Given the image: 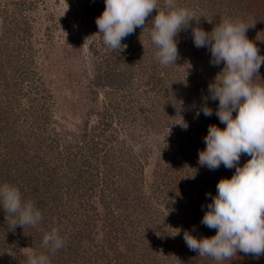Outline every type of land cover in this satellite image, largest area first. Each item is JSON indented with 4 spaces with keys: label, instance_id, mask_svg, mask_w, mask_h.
I'll use <instances>...</instances> for the list:
<instances>
[{
    "label": "rangeland",
    "instance_id": "374dc122",
    "mask_svg": "<svg viewBox=\"0 0 264 264\" xmlns=\"http://www.w3.org/2000/svg\"><path fill=\"white\" fill-rule=\"evenodd\" d=\"M177 3L200 17L198 25L191 22L193 27L210 31L214 23L209 20H219V16H213L212 1L177 0ZM160 4L163 5V0ZM104 8V0H0V10L6 11L0 16L10 24L2 28L5 36L1 38L0 51L6 36L9 40L5 43L17 44L13 52L17 62L4 61L8 64L4 65L6 77L14 76L16 83L7 86L9 89L0 85V103L3 100L2 106L3 95L11 92L16 99L13 108H8V120L18 118L10 129L0 131L3 140L0 157L19 158L23 144L36 160H60L62 166L56 168L63 173L67 161L73 167L80 165L79 155L84 152L95 164L94 169L98 166L99 170L93 175L96 177L93 183H83L93 184L86 192L83 188L74 190L72 184L71 198L62 189L65 196L57 199L53 208L45 209L35 227L40 234L30 235L22 243L14 240L9 246L0 243V263L27 264L29 252L50 256L42 243L43 236L56 228L61 237L73 235H68L73 241L70 247L52 254L53 260L59 259L64 250L68 254L66 264H103L104 252L96 253L98 237L100 242L122 241L121 254H129L135 264H216L212 258H202L191 251L183 239L184 233L174 235L175 231L170 229L186 222L191 226L183 232L189 231L197 238L214 235L216 230L201 223L198 215L206 211L220 178L231 177L235 172V168H225L219 173V168L209 170L198 164L199 151L206 146L200 142L203 130L199 128L201 123L206 128L212 123V117L201 111L203 97L208 95V84L223 64L208 65L207 55L201 53L202 57H196L189 45L180 41L176 63L181 62L182 66L175 65L164 73L165 79L151 84L147 82V74L141 75V66L135 60H142L144 54L129 52L133 44L128 43L129 36L121 41L127 47L120 52L103 44L96 18ZM220 8V12H225L222 18H233L232 9L247 22H255V27L247 32L249 39L255 40L260 32L264 37V0H227ZM146 41L147 49L155 52L150 37ZM255 42L264 54V42ZM187 54L196 60L187 59ZM3 57L1 54L0 65ZM144 62L149 66L146 57ZM185 76L187 86L180 81ZM255 79L264 82L261 81L264 65L260 77ZM106 100L115 111L109 128H103L100 120ZM207 104L212 110L218 107V101L208 100ZM43 130L46 141L41 134ZM248 159L242 155L240 164ZM74 171L68 183L77 182ZM189 175L194 178L185 177ZM4 183L16 187L19 184L18 189L30 198L40 192L25 186L26 179ZM108 183L122 190L113 192ZM1 213L4 210L0 206ZM134 232L138 238L145 237L144 249L137 250L135 255L124 247ZM93 255L100 259L91 261ZM224 264H264V256L257 259L239 252Z\"/></svg>",
    "mask_w": 264,
    "mask_h": 264
},
{
    "label": "clouds",
    "instance_id": "9594fccd",
    "mask_svg": "<svg viewBox=\"0 0 264 264\" xmlns=\"http://www.w3.org/2000/svg\"><path fill=\"white\" fill-rule=\"evenodd\" d=\"M104 2L105 8L96 18V25L107 48L119 52L125 49L127 45L121 41L137 28L142 30L151 17L148 35L157 49L155 58L162 66L177 64L180 55L177 37L189 27L195 47L210 51L213 66L223 64L208 84L201 111L206 117L212 116L214 113L207 101H218L215 115L225 127L208 126L204 137L206 147L199 151L198 164L209 170L223 165L235 168V172L217 182L216 194L201 220L206 227L215 229V234L197 238L185 231L183 239L191 251L199 257L212 258L216 264L232 260L239 252L257 259L264 256V82L255 79L260 77V68L264 65V54L255 40L264 42V37L261 32L255 40L247 36L255 22L223 17L211 31H205L191 26L192 21L198 25L200 17L180 6L177 0H163L162 6L160 0ZM180 81L187 86L186 76ZM242 155L249 157L243 165L240 164ZM185 177L194 178V175ZM0 206L6 220L11 217L9 229L12 231L17 226L36 227L42 220L34 203L23 200L18 187L9 183L0 184ZM178 234L179 231L174 235ZM42 243L50 254L65 246L56 228L44 234ZM27 264H51V260L47 254L29 252Z\"/></svg>",
    "mask_w": 264,
    "mask_h": 264
},
{
    "label": "trees",
    "instance_id": "16d2710c",
    "mask_svg": "<svg viewBox=\"0 0 264 264\" xmlns=\"http://www.w3.org/2000/svg\"><path fill=\"white\" fill-rule=\"evenodd\" d=\"M205 1H207V2L212 1L211 4H213L215 6L213 16H219L218 22H217V20H214L212 22L214 23V25L219 23L220 19L222 18L223 14L225 13V12H220V9H221L220 5L222 4V2H226L227 0H205ZM219 3H220V5L218 6ZM1 12L5 13L6 11L0 10V15H2ZM230 12H231L230 14H232L233 19L240 18L241 20L247 22L246 18H241V17L237 16L235 14V10L231 9ZM233 14L235 17L233 16ZM1 17L2 16H0V41H1V38H3L5 36V35L3 36L2 28L7 27V25H10L9 22L8 23L6 22V19H2ZM150 19L146 23L145 27L142 30L140 28H137L132 35H129L128 43L129 44L133 43L131 50L129 49V52L131 51V53H132V51H133V54L136 53L135 55H143L144 54L146 59L149 60V62H148L149 66H148L144 62L145 57H142L143 61L135 59L138 61V66H141L140 67L141 75L144 77V75L147 74V76L149 78V79L147 78L148 79L147 82L149 81V83L152 84L156 80L161 82L162 79H165L164 73L167 70H170L171 68H173L177 64H180V66H182V64H181V62H178L177 64H173V66L172 65L167 66V67L162 66L157 61V59L155 58V52L157 51V49L155 48V52L147 49L149 43H147L146 38L149 37L148 32H149V28H150L151 23H152V21ZM214 25L210 26V31L212 30ZM6 37L2 41L3 42V45H2L3 50L0 51V55L4 54V57H3L4 60H3L2 64L0 65L1 66L0 67V78H1L0 85H4L5 89H9V88H7V86H9L11 84L14 85L16 83L15 82L16 79L14 78V76H13V78L6 77L5 74L7 72H6V70H4V65L8 66V64L10 62H12V63L14 61L17 62V59L14 58L15 53L13 54L14 50L17 49V48H15V45H17V44L8 43V42L5 43L4 42L5 40H9V39H6ZM177 40H179L178 42L183 41V45L184 44L189 45V47L192 50L191 54L195 55L196 57H202L201 53H203V54L207 55L206 57H207L208 61L211 60V54L207 48L195 47V45L193 43V37L191 34V27H189L186 30L181 31L178 34ZM152 52H154V53H152ZM189 55L190 54H187V57H188L187 59L192 58L194 61L196 60L193 56L191 57ZM5 60L8 62V64L7 63L4 64ZM209 64H211V63L209 62L208 65ZM146 69L150 70V73ZM179 73H181V72H179ZM202 77L204 78V74H202ZM9 81H11V82L9 83ZM2 99H4L5 103L2 106H1V103L3 100L0 103V116H3V118L0 117V131L3 132V131H5V129L6 130L10 129L9 127L12 125V122L13 123L17 122L18 118L13 119L12 122H10L8 120V117H9L8 108H13L12 102H13V100L16 99V98H13L12 93L11 92L5 93L2 97ZM117 103H119V102H117ZM32 104L33 103L31 102V105ZM104 105H105V109H104L103 115L101 113V119L100 120H101L102 125L104 126L103 128H109L112 126L111 118L114 116L115 111H114V108H113V110L110 108V105H109L107 100L104 102ZM216 109L213 110L214 114L211 116L212 117V123H210V124H216L217 126L223 128V127H225V125L222 124L219 121L218 117L215 115ZM19 110L24 111L25 108L19 107ZM101 112H102V110H101ZM4 113L6 115H4ZM4 122H5V124H4ZM202 124L203 123H201V126L199 128V129L203 130L201 135L199 136L200 142H204V137L206 136L207 131H208V128H206V126L202 125ZM92 126L94 129L97 128V125H92ZM199 129H197V130H199ZM45 133H46V130H45V132H44V130L41 132V134H43V137L46 141L47 135ZM47 133H49V132H47ZM41 142H42V140H41ZM50 142H54L53 139H51ZM203 144H205V142ZM48 145H50V143ZM21 147L22 148L24 147L22 152H21L23 154H20L19 158L14 159V158H10V157L3 158V156L0 157V181H3V183L6 181L13 183V182H19L20 179H26L25 186L31 188V190L33 188H36V190H39L40 192L34 194L30 198L29 196H25L26 195L25 192L21 191V194L23 195L22 199L25 201L33 202L35 207L41 212L42 216L45 215V213H44L45 209H48L51 207L53 208V205L54 206L56 205L57 199H60L63 196H65L62 193L63 192L62 189H65V194L67 195V197L70 196L71 198L73 197V194H74L72 191L73 189L71 188L72 184H73L74 190H76V188H79V189L83 188L84 191L86 192L88 190V187H92V185H93V184H90L92 182V179L96 178L93 175H96L97 173H99L98 166L95 170L94 169V167H96L95 164H93V162L88 158L87 154L86 155L83 154L84 152H82V155L79 152L80 153L79 157L80 156L82 157L81 160L78 159V161H80V163H79L80 165L75 167V164H74V167H73V166H70L69 161H67L66 170L63 171V173H60V172L58 173V168H56V167L62 166V162L60 160H58L57 158L54 159L52 162L49 160H43L42 158L36 160V158H34V156L29 153L28 149L23 144H21ZM203 147L205 148L206 146H203ZM203 147L201 149H203ZM92 155L94 157L97 156V154H95V151L92 153ZM76 157H77V155H76ZM222 170L225 171V167L223 165H221L219 167V173ZM73 171L76 174L77 182L76 183H73V182L68 183V179L71 178ZM34 181H36L37 183L32 185V183ZM85 181L90 182L88 186H87V184H83V183H85ZM15 185H17V184H15ZM108 185L110 186V188L113 192L115 190H122V188L119 187L118 185H117V188H116V186L113 188L112 185L109 183H108ZM19 186L20 185L18 184L17 187H19ZM55 188H57L58 190L55 191ZM59 189H61V190H59ZM79 192L76 191V193H79ZM70 193H73V194L71 195ZM123 193H124V191H123ZM80 198L81 197H78L79 201H80ZM92 207H93V205H91V208ZM200 207H203V206H200ZM190 208L193 209L192 206ZM83 209H85V208H83ZM203 209L204 208H202L201 211H204ZM204 212L200 213V215H198V217L201 220H202V217L204 215ZM188 213L190 214V212H188ZM1 214L2 215H0V243H2L3 245L9 246L14 242V240H16V242L21 241V243H22L23 240H27V238H30V235L40 234L39 231H36L35 227H31V226H26L24 229L20 226H17L14 231L10 230L9 226H10L11 217L8 220H6V213L4 212V214L3 213H1ZM95 215H97V211L95 212ZM190 226H191V224H187L186 222H184V223L178 224L177 228H175V226H173L174 228H172L170 230H174L175 233H176V231H179L181 234V233H184L183 231L187 230L188 227H190ZM29 228H30V230H28ZM198 228H200V230L204 229L203 227H198ZM41 231L43 232V230H41ZM107 231H108V229H106V232ZM79 232H81V231H79ZM96 234H98V232ZM68 235H71L73 237L72 234H68ZM68 235H67V237H65V236L62 237V238H64V241L66 243V245L64 247H70L72 245L71 242H73V241L68 239ZM130 236H131L130 238H132V240L130 242L127 241V243H124V247H125L127 252H129V253L131 252V254L135 255L137 253V250L141 252L144 249L145 245L143 244V242H144L145 237L138 238V235H136V232H134L133 234L130 233ZM16 237L18 240L15 239ZM20 237L22 238V240L21 239L19 240ZM80 237H83V235ZM125 239H126V237H125ZM97 240L95 241V247L97 246L96 253L98 251H101V252H104V254H105L104 255L105 259H104L103 264H116L117 262H120V264H131V261L135 264V262L130 258L129 254H127V253L121 254L122 251L120 249L121 248L120 242H122V241L119 240V242H117V241L100 242L99 237L97 238ZM175 246H176V244H175ZM83 249H84V247H83ZM49 257L51 260V264H66V257H68V254L65 255V251L63 250V254L61 253V257H59V259L55 258L56 260L55 259L53 260L52 254H50ZM93 259L97 260L100 258L93 255L91 258V261ZM4 264H7V262L5 261Z\"/></svg>",
    "mask_w": 264,
    "mask_h": 264
}]
</instances>
